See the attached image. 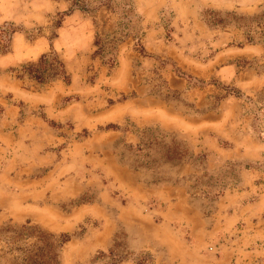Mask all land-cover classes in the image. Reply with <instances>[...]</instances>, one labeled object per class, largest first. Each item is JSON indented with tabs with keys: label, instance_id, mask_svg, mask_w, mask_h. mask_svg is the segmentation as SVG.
<instances>
[{
	"label": "rangeland",
	"instance_id": "1",
	"mask_svg": "<svg viewBox=\"0 0 264 264\" xmlns=\"http://www.w3.org/2000/svg\"><path fill=\"white\" fill-rule=\"evenodd\" d=\"M71 1L0 0V53L16 32L33 56L0 59V154L17 171L0 181V224L68 233L61 264H109L113 239L118 264H264V0ZM31 64L56 72L41 83ZM155 137L188 153L165 163ZM31 141L46 164L23 166ZM157 186L182 193L174 204ZM15 253L0 237V264Z\"/></svg>",
	"mask_w": 264,
	"mask_h": 264
},
{
	"label": "trees",
	"instance_id": "2",
	"mask_svg": "<svg viewBox=\"0 0 264 264\" xmlns=\"http://www.w3.org/2000/svg\"><path fill=\"white\" fill-rule=\"evenodd\" d=\"M88 2V0H72L71 6L67 11H70L73 8L72 6L86 10L88 8ZM96 2L98 5L106 6L114 4L112 0H96ZM123 6L130 7V1H124ZM232 14L234 13L232 12ZM206 23L212 25H223L224 20L212 17L208 18ZM234 24L242 25L238 21H235ZM95 52H98V49H96ZM45 57L46 54H42L38 61H42ZM53 61H55L58 65V72L63 73L65 81H68L62 61L56 59L55 57H53ZM24 70L41 83L45 82V78L48 75L56 72L49 71L56 70L55 68L48 69L42 67L40 69L33 64L25 66ZM46 70L48 71L46 72ZM262 107H264V101L260 107L257 108L260 109ZM105 128H118V125L108 123L105 125ZM170 141V144H166L163 143L161 139L157 140V137H155V145L160 146L165 163L180 161L188 153L187 149L181 147L179 143H175L173 139ZM142 145L143 141L140 139V141L136 144V150L141 152ZM143 155H146V153H143ZM154 183L157 184L158 181L155 180ZM10 220L11 219L7 221L5 220L2 222V225L0 224V237L6 243L7 251L16 252L11 256L10 264H61L59 259V248L69 239L70 235L68 233L62 232L56 235L55 233L42 228L40 225L32 223L30 219H26L20 224H13ZM114 236L117 235L114 234ZM124 250L125 243H118L115 239H113L111 245L108 247V253L111 258L109 264H118L122 261L124 259ZM100 253L103 254V251H100Z\"/></svg>",
	"mask_w": 264,
	"mask_h": 264
},
{
	"label": "crops",
	"instance_id": "3",
	"mask_svg": "<svg viewBox=\"0 0 264 264\" xmlns=\"http://www.w3.org/2000/svg\"><path fill=\"white\" fill-rule=\"evenodd\" d=\"M24 44H25V39L20 34L15 32L11 38V50H13V51L9 52V53H2V54L0 53V59L3 58V60H5V64H7L8 66L19 65L20 63L31 59L33 56L27 55V53L30 52L32 45L28 44L27 47H25ZM38 136L41 137L40 135H38ZM36 142L37 141H33V142L31 141L30 143L25 144V146L30 148L31 150L33 147H38L39 149L43 150L42 146L43 147L46 146L45 143H40L38 145V144H36ZM39 149H38V151H40ZM38 151L35 154L30 153L31 155L27 156L24 159L23 166H25L26 164H28L29 166H32V164H35V165L46 164L48 162V160L51 158L50 155H48V153H46V152H50V151L43 150L45 152H43L42 154H39V155H38V153H39ZM13 160L16 161V158L13 156L8 158L7 155L5 157H2V155L0 154V181H2L1 180L2 178L8 179V177L15 176L14 172H17L16 169L13 168V169H10L9 171H7L6 167L8 166V164H5V161H8V163L11 164L13 162ZM3 162H4V164H3ZM116 166H117V168L121 169L128 176V178H129V180L127 181V187H129L128 189H131L132 192H141V188L143 186L137 181L134 173L132 171L128 170L127 168L121 166V165H116ZM19 167H21V166H19ZM3 173H4V175H3ZM22 177L25 180H27L28 182H31L30 186H32V184H36L35 182H37V180H39L41 178L43 179V181H41L42 183L45 181L43 173H41L39 175H31L29 173V174L23 175ZM42 183H39L38 186L35 185L36 186L35 189H32V188L29 189L31 196H33L35 194V192H41L45 195V193L47 192V189H45L43 187L45 184L44 183L42 184ZM43 189H44V191L42 192ZM177 192H179L180 194L182 193L179 189H174L170 186H157V187H155V198H156V196H158L157 198H159V199L161 198L164 200H169L170 202L175 204ZM139 197H140V195H139ZM179 199H182V195L181 196L179 195ZM177 206H180V207L182 206V200H179L178 204L175 205V207H177ZM172 208H173V205L172 206H170L169 204L165 205V209L162 210V214L165 216V218H170L171 211H173ZM8 219H10V218H8ZM3 221H5V219H1V222H3ZM159 224H160V222H159ZM159 224H157V225H159Z\"/></svg>",
	"mask_w": 264,
	"mask_h": 264
}]
</instances>
